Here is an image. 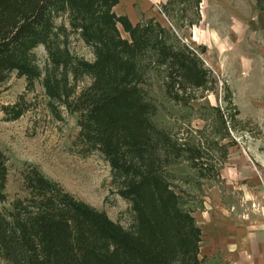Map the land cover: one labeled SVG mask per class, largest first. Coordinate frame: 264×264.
Here are the masks:
<instances>
[{
	"label": "rangeland",
	"instance_id": "rangeland-1",
	"mask_svg": "<svg viewBox=\"0 0 264 264\" xmlns=\"http://www.w3.org/2000/svg\"><path fill=\"white\" fill-rule=\"evenodd\" d=\"M159 7L161 18L148 14L131 24L135 36L151 30L152 38L160 32L164 43L188 47L210 78L205 87L189 90L186 105L178 104L166 95L167 68L155 53L137 59L135 86L150 108V121L199 149L206 168L202 177L186 160L159 152L153 156L155 172L195 218L201 263L237 264L229 246L219 248L218 233L240 242L236 230H247V220L256 216L264 220V0H163ZM57 26L63 29L56 47L62 53L44 46L34 51L39 79L33 89L16 74L0 84V169L7 175L0 215L28 206L33 196L24 180L34 167L129 230L135 215L115 187L110 164L98 151L84 152L79 141L76 102L92 82L80 63L93 62V50L67 14ZM23 101L28 110L10 120L9 112ZM0 264H7L1 251Z\"/></svg>",
	"mask_w": 264,
	"mask_h": 264
},
{
	"label": "trees",
	"instance_id": "trees-1",
	"mask_svg": "<svg viewBox=\"0 0 264 264\" xmlns=\"http://www.w3.org/2000/svg\"><path fill=\"white\" fill-rule=\"evenodd\" d=\"M118 2L0 0V84L16 74L33 89L39 79L34 51L44 46L49 53H62L56 47L63 32L57 19L63 15L92 48L94 61L80 63L92 82L76 102L79 141L84 152L98 151L108 161L115 187L135 215L126 230L33 167L24 180L33 196L28 206L0 215V251L7 264H202L195 218L155 172L153 156L163 152L184 159L201 176L206 172L203 156L150 121V108L135 86L136 61L155 53L167 68L166 95L183 105L189 90L205 87L210 75L193 51L164 43L160 32L155 38L151 30L135 36L137 29L112 12ZM27 110L25 101L18 103L10 120ZM1 169L0 191L7 180Z\"/></svg>",
	"mask_w": 264,
	"mask_h": 264
},
{
	"label": "crops",
	"instance_id": "crops-1",
	"mask_svg": "<svg viewBox=\"0 0 264 264\" xmlns=\"http://www.w3.org/2000/svg\"><path fill=\"white\" fill-rule=\"evenodd\" d=\"M162 1L119 0L113 8V13L119 17L128 18L130 23L136 26L144 15L150 14L154 18H161L159 5L162 4ZM257 217L260 216L247 220V230H243L244 228L236 230L237 234L239 232L240 234L233 237L240 239V242L236 239L233 240L231 235L223 237L218 233L222 237L221 241L218 242L219 248L221 245L229 246V250H233V259L237 264H264V220ZM231 243H236V245L232 247Z\"/></svg>",
	"mask_w": 264,
	"mask_h": 264
}]
</instances>
